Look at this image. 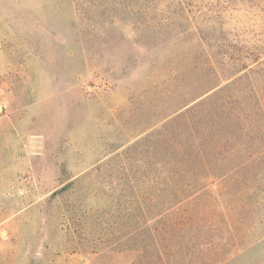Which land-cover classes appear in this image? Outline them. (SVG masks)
Masks as SVG:
<instances>
[{
	"label": "rangeland",
	"instance_id": "obj_1",
	"mask_svg": "<svg viewBox=\"0 0 264 264\" xmlns=\"http://www.w3.org/2000/svg\"><path fill=\"white\" fill-rule=\"evenodd\" d=\"M160 19L190 29L192 68L136 43ZM180 95L243 165L195 203L217 253L198 264H264V0H0V264H132L125 149Z\"/></svg>",
	"mask_w": 264,
	"mask_h": 264
},
{
	"label": "trees",
	"instance_id": "obj_2",
	"mask_svg": "<svg viewBox=\"0 0 264 264\" xmlns=\"http://www.w3.org/2000/svg\"><path fill=\"white\" fill-rule=\"evenodd\" d=\"M178 12L179 17L181 12ZM182 26L181 22L169 23L161 19L154 23L140 22L141 32L136 43L147 50L169 48L170 51V47L176 45L174 53L182 49L188 54L185 61L182 58V65L187 63L192 68V55L188 53L190 29ZM223 58L220 59L222 64L227 62ZM195 97L178 96L172 111L150 122L145 130L151 131L125 149V153L134 157V163H142L144 167L146 193L136 205L143 207L144 216L137 213L133 226L134 231L140 230L138 232L143 235L142 245H139L142 258L138 249L139 254L132 264H198L205 256L211 259L217 255L211 250L210 236L195 237L192 233L194 228L202 227L203 230L207 226V219L198 216L200 212L195 203L218 182L239 173L243 165L241 162L230 166L229 151L220 145L224 139L217 137L218 133L208 125L200 123L197 127L193 123V107L183 110ZM139 217H142L140 223Z\"/></svg>",
	"mask_w": 264,
	"mask_h": 264
}]
</instances>
